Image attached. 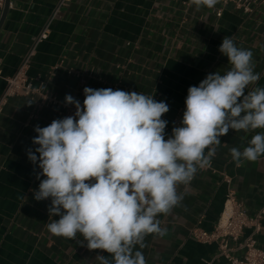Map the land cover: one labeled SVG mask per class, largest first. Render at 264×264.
I'll return each instance as SVG.
<instances>
[{
  "label": "crops",
  "instance_id": "crops-1",
  "mask_svg": "<svg viewBox=\"0 0 264 264\" xmlns=\"http://www.w3.org/2000/svg\"><path fill=\"white\" fill-rule=\"evenodd\" d=\"M59 1L9 0L0 30V98L4 78L15 73L47 23L48 37L38 44L27 71L35 87L64 99L76 90V74L85 76L91 88L100 86L99 78L107 84L120 81V90L153 95L169 105L162 117L168 121L165 139L181 124L188 88L208 74L231 69L219 51L224 36L253 52L259 79L246 92L264 88L262 8L245 16L228 6L216 18L212 8L197 10L193 3L183 4L187 0H71L51 20ZM32 109V101L15 96L0 112V264H99L98 255L110 254L89 250L79 233L72 240L51 234L47 225L59 216H49L50 199H34L42 170L27 152L38 147L32 143L34 127L48 126L52 111L43 109L29 118ZM260 132L264 129H230L220 137L212 158L215 173L198 169L188 184H180L182 201L157 217L165 234L146 235L143 249L136 245L146 264H226L216 244L195 241L191 231L213 230L229 189L249 215L264 209V156L237 167L230 153L233 147L243 151ZM261 227L256 242L264 251V217Z\"/></svg>",
  "mask_w": 264,
  "mask_h": 264
},
{
  "label": "clouds",
  "instance_id": "clouds-1",
  "mask_svg": "<svg viewBox=\"0 0 264 264\" xmlns=\"http://www.w3.org/2000/svg\"><path fill=\"white\" fill-rule=\"evenodd\" d=\"M191 2L199 10L218 0ZM219 51L231 69L208 74L188 88L181 124L167 139L165 101L112 88L85 87L83 105L66 95L74 115L34 127L32 143L38 147L27 155L42 171L33 193L36 201L50 199L49 216H59L47 225L51 234L72 240L79 233L89 250L110 254L98 255L99 264H146L136 245L143 249L146 235L165 234L158 215L182 201L178 186L209 165L220 137L230 129H264V88L246 92L259 79L253 52L227 36ZM230 153L237 167L256 161L264 156V132L243 151L233 147Z\"/></svg>",
  "mask_w": 264,
  "mask_h": 264
},
{
  "label": "built area",
  "instance_id": "built-area-1",
  "mask_svg": "<svg viewBox=\"0 0 264 264\" xmlns=\"http://www.w3.org/2000/svg\"><path fill=\"white\" fill-rule=\"evenodd\" d=\"M70 2L71 0H60L53 11L51 20ZM190 3H192L191 0H187L183 4L188 5ZM4 5L5 0H0V15ZM228 6H232L236 11L248 16L258 8H262L264 11V0H218L217 4L212 7L216 18H220L223 10ZM49 24L45 25L33 45L22 56L15 73L10 77L4 78L5 89L0 98V112L7 99L21 96L33 102V109L29 118H34L43 109L52 111V118L49 123L54 119H63L74 115V105H66L65 100L60 99L54 92L35 87L27 75L38 44L48 37ZM75 77L77 86L72 96L83 105L85 99L83 89L88 87L87 80L83 75L76 74ZM98 81L100 86L94 89L112 88L117 90L121 84L120 81L107 84L101 78ZM212 158H210L209 165L201 170L215 173L212 166ZM224 179L228 183L230 182L228 177L224 176ZM263 217L264 209H261L253 216L249 215L244 204L238 201L233 190L229 189L225 196L223 212L213 230L205 231L196 227L191 231V237L202 244H216L217 256L223 257L226 264H264V251L258 247L256 242V236L261 232ZM246 231L249 232L247 235L245 234Z\"/></svg>",
  "mask_w": 264,
  "mask_h": 264
},
{
  "label": "water",
  "instance_id": "water-1",
  "mask_svg": "<svg viewBox=\"0 0 264 264\" xmlns=\"http://www.w3.org/2000/svg\"><path fill=\"white\" fill-rule=\"evenodd\" d=\"M8 7H9V0H5V5H4V8L2 10L1 17H0V30H1V27H2L3 22L5 20V17L7 15Z\"/></svg>",
  "mask_w": 264,
  "mask_h": 264
}]
</instances>
